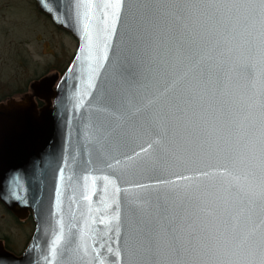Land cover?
Masks as SVG:
<instances>
[{"label": "water", "instance_id": "water-1", "mask_svg": "<svg viewBox=\"0 0 264 264\" xmlns=\"http://www.w3.org/2000/svg\"><path fill=\"white\" fill-rule=\"evenodd\" d=\"M115 2L35 0L77 49L61 77L34 80L32 95L0 105V202L18 219L31 211L34 223L20 255L0 241V264H195L196 257L169 250L170 230L184 234L194 220L221 214L219 173L231 163L214 146L252 102L238 67L243 57H216L206 79L186 77L182 85L192 91L178 110L175 90L158 96L162 77L186 71L176 62L178 36L192 39L175 23L173 0L105 7ZM201 35L197 27L193 36ZM153 139L165 150L146 155ZM184 177L198 178L206 192L196 205L168 183L183 185Z\"/></svg>", "mask_w": 264, "mask_h": 264}, {"label": "snow or ice", "instance_id": "snow-or-ice-1", "mask_svg": "<svg viewBox=\"0 0 264 264\" xmlns=\"http://www.w3.org/2000/svg\"><path fill=\"white\" fill-rule=\"evenodd\" d=\"M122 2L116 0L105 7L118 12ZM171 7L175 23L192 39H186L183 33L178 36L176 62L184 64L186 71L174 78L162 77L158 96L166 97L175 90L171 100L182 111L179 105L189 103L192 91L182 81L190 75L193 79H206L210 61L238 52L243 57L238 67L250 80L253 98L246 115L231 121L227 134L214 146L231 163V170L225 167L219 173L225 177L226 193L220 216L207 223L194 220L184 234L170 230L169 250L177 257H196L195 264H264V0H173ZM197 27L204 33L199 39L193 36ZM153 102L150 100L149 104ZM153 132L159 137L156 128ZM149 149L154 155L165 150V146L160 139H153L142 151L148 155ZM203 175L207 178L216 173ZM183 179V185L168 183L183 190L186 205H196L206 192L198 178L195 182L189 177ZM201 211L212 215L206 209ZM63 239L61 232L53 241V256Z\"/></svg>", "mask_w": 264, "mask_h": 264}, {"label": "rangeland", "instance_id": "rangeland-1", "mask_svg": "<svg viewBox=\"0 0 264 264\" xmlns=\"http://www.w3.org/2000/svg\"><path fill=\"white\" fill-rule=\"evenodd\" d=\"M46 26V21L35 14L31 0H0V56L7 62L3 67H11L5 70L4 78L11 76L7 72H14V69L22 73L17 79L28 77L34 80L42 75H54L51 73L56 70L52 67L55 61L51 54L58 51L54 49ZM70 58L71 53L62 56V68ZM27 231L14 226L11 219L0 211V237L11 234L16 238L15 252L23 249Z\"/></svg>", "mask_w": 264, "mask_h": 264}, {"label": "flooded vegetation", "instance_id": "flooded-vegetation-1", "mask_svg": "<svg viewBox=\"0 0 264 264\" xmlns=\"http://www.w3.org/2000/svg\"><path fill=\"white\" fill-rule=\"evenodd\" d=\"M31 1L35 9V14L40 19L46 21V24L48 25L46 26V28L47 30H49V36L52 39L54 49L58 51V52L54 51L51 54L54 57V61H55L52 67L56 69L51 74H55L61 77L76 52L77 41L70 33H68L62 28L56 27L48 16L41 13L36 6L35 0H31ZM70 53H71V58L69 59L68 63L62 68L61 67L62 56ZM3 65H7V62L2 60V57L0 56V105L6 104L9 100L20 101L24 96L32 95V91L30 90V84L34 80H38L41 77L45 76L42 75L40 77L35 78L34 80L28 77L27 78L18 77L17 79L18 74H22V73L18 72L17 69H14V72L11 73L7 72L8 74H12L13 76L11 75L8 78H4V76L2 75L6 74L7 68L10 69L11 67L8 65L6 68L3 67ZM34 100L38 107L44 105V102L42 100H39L37 98H35ZM0 211H2L9 219H11V222L14 226L28 229V231L25 233L23 249L19 252H15L13 250V246L17 242H16V238L12 237L11 234H4L3 236L0 237V241L3 243V245L7 250L14 253L15 255H20L27 247L29 241L33 236L34 223L32 220L31 211H28V216L25 217L24 219H18L10 211H8L1 202H0Z\"/></svg>", "mask_w": 264, "mask_h": 264}]
</instances>
